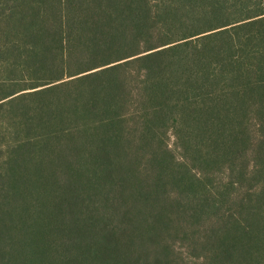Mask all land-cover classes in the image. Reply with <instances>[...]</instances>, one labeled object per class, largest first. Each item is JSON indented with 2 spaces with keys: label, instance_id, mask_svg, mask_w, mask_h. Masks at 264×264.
Returning <instances> with one entry per match:
<instances>
[{
  "label": "trees",
  "instance_id": "16d2710c",
  "mask_svg": "<svg viewBox=\"0 0 264 264\" xmlns=\"http://www.w3.org/2000/svg\"><path fill=\"white\" fill-rule=\"evenodd\" d=\"M0 264H264V0H0Z\"/></svg>",
  "mask_w": 264,
  "mask_h": 264
},
{
  "label": "rangeland",
  "instance_id": "374dc122",
  "mask_svg": "<svg viewBox=\"0 0 264 264\" xmlns=\"http://www.w3.org/2000/svg\"><path fill=\"white\" fill-rule=\"evenodd\" d=\"M173 140L171 139V142H172Z\"/></svg>",
  "mask_w": 264,
  "mask_h": 264
}]
</instances>
